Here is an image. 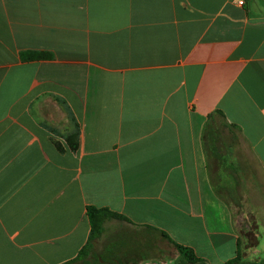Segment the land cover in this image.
<instances>
[{
    "label": "crops",
    "instance_id": "1",
    "mask_svg": "<svg viewBox=\"0 0 264 264\" xmlns=\"http://www.w3.org/2000/svg\"><path fill=\"white\" fill-rule=\"evenodd\" d=\"M240 1L0 0V264L264 262V0ZM90 206L131 223L82 255Z\"/></svg>",
    "mask_w": 264,
    "mask_h": 264
},
{
    "label": "trees",
    "instance_id": "2",
    "mask_svg": "<svg viewBox=\"0 0 264 264\" xmlns=\"http://www.w3.org/2000/svg\"><path fill=\"white\" fill-rule=\"evenodd\" d=\"M41 56H44V54H38V57ZM22 57L24 60H26L31 57L33 58L34 55L29 56L28 54H23ZM72 148L73 150H76L77 146L73 145ZM87 216L89 218L91 225V233L87 246L81 252L82 255L88 253L92 244L103 236V234L105 233V225L107 222L115 220L121 223H128V224L131 223V221L124 215L113 212L108 208H98L95 206H90L87 208ZM163 236L167 238L170 242H172L171 239L166 234L163 233ZM175 246L180 252V254L183 256L181 259L182 261L184 259L189 264H206L204 261L196 257V255L193 253L191 249L177 244H175ZM227 264H254V263L245 262L241 254L239 253V255L235 259L229 261ZM262 264H264V262Z\"/></svg>",
    "mask_w": 264,
    "mask_h": 264
},
{
    "label": "rangeland",
    "instance_id": "3",
    "mask_svg": "<svg viewBox=\"0 0 264 264\" xmlns=\"http://www.w3.org/2000/svg\"><path fill=\"white\" fill-rule=\"evenodd\" d=\"M234 131V130H233ZM235 134H238L239 135V131H237L236 129H235ZM235 134H233V136H235ZM237 135V136H238ZM240 138V136H238V139ZM240 143H242V145H245L244 143H243V141H242V139H241V142ZM262 183L259 181V193H258V196H256L255 197V200H253V198H252V200H253V202L255 203V202H257V203H255L258 207H260V209L261 208H264V195H262L261 194V189L262 188H260V185H261ZM261 210H264V209H261ZM261 213V218H260V224H262V227L264 228V211H261L260 212ZM120 223V222H119ZM116 226H117V221H115V220H113V221H109V223H108V225H107V228H108V232L107 233H109V232H111L113 229H115L116 228ZM264 231V230H263ZM259 233L261 234V236H262V234L264 235V233H261L260 231H259ZM247 247H250V246H243V250L244 249H246ZM166 248H168L167 246H166ZM165 251H166V254H165V256H168L169 255V253H170V251H172L174 254H176L177 255V257L179 258V261L177 262V261H172L171 259H170V257H166V258H164V260H162L161 261V263H159V264H189V263H187L184 259H183V261L181 260L182 259V255L180 254V252L178 251V249H174V251H173V249L172 250H169V249H165V248H163ZM182 261V262H181ZM176 262V263H175ZM247 263H249V262H247Z\"/></svg>",
    "mask_w": 264,
    "mask_h": 264
},
{
    "label": "built area",
    "instance_id": "4",
    "mask_svg": "<svg viewBox=\"0 0 264 264\" xmlns=\"http://www.w3.org/2000/svg\"><path fill=\"white\" fill-rule=\"evenodd\" d=\"M239 4H240V5H243V4H244V1H243V0H242V1H240V2H239Z\"/></svg>",
    "mask_w": 264,
    "mask_h": 264
}]
</instances>
